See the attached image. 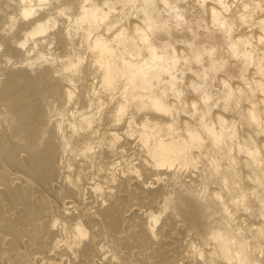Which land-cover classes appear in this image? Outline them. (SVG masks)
<instances>
[{
	"label": "bare ground",
	"instance_id": "bare-ground-1",
	"mask_svg": "<svg viewBox=\"0 0 264 264\" xmlns=\"http://www.w3.org/2000/svg\"><path fill=\"white\" fill-rule=\"evenodd\" d=\"M28 2L0 0V264H192L187 255L190 244L218 231L223 236L218 212L228 218L237 208L235 225L246 230V239L259 240L264 235V136L254 135L246 124L253 117L264 120L258 115L264 105L252 107L264 101L260 27L237 23L239 31H232L230 46L224 29L214 27L213 13H219V25L236 9L225 13L209 0L204 16L209 31L191 58L200 56L201 71L211 70L218 81L242 74L243 79L231 80L229 87L248 95L239 108L234 95L228 112L222 101L199 123L201 117L190 114L199 109L180 111V105L165 115L174 100L144 98L141 77L152 74L148 61L159 53L152 46L147 55L141 53L145 62L125 57L117 64L118 52L128 46V37L120 36L118 28L108 33L101 27L96 35L103 38L89 41L92 60L75 87L62 77L54 78L51 67L30 70L25 51L17 45L45 14L36 21H22ZM91 2L99 7L107 0ZM139 25L129 17L123 26L134 30ZM82 37L80 33L74 40L68 38L61 26L33 43L43 50L46 45L39 41L51 43L55 38L53 55L76 73L80 70L70 58ZM142 42L152 45L147 37ZM176 51L186 49L177 45ZM225 60L223 71H216ZM125 63L127 74L119 66ZM193 82L196 77L188 73L185 83ZM197 100L198 94L188 89L184 104ZM230 136L234 139L228 140ZM225 144L231 145L230 151ZM150 150L176 165L164 172L166 177L174 174L184 186H205L211 197H218L213 202L199 192L181 196L156 229L158 239L148 232L146 213L162 212L171 202L166 184L151 190L144 186L143 178L152 171L145 163ZM180 165L184 171L177 170ZM53 221L55 230L50 227ZM81 232L87 239H76ZM56 240L68 244L54 251Z\"/></svg>",
	"mask_w": 264,
	"mask_h": 264
},
{
	"label": "clouds",
	"instance_id": "clouds-1",
	"mask_svg": "<svg viewBox=\"0 0 264 264\" xmlns=\"http://www.w3.org/2000/svg\"><path fill=\"white\" fill-rule=\"evenodd\" d=\"M208 3L209 0H107L98 7L91 0H29L25 5L26 10L20 14V19L27 23L36 21L42 13L45 14V17L40 22H35L34 27L24 33V38L17 46L25 51V56L28 58L26 66L30 70L42 69L45 66L51 67L54 69L52 72L54 78L62 77L75 87L77 78L84 74L86 65H89L92 60L90 54L94 49L89 41L94 36L97 40L103 38L96 35L100 32L101 27H106L108 33L118 28L120 36L128 37V46L118 52L117 64L125 57H131V62L137 64L145 62L141 53L147 55L152 46H155V51L159 53L156 60L148 61L152 74L141 77L144 83L140 86V93L144 98L159 97L162 100H174L176 103L172 105L170 111L165 112V115H171V111L180 105H183L180 111H183L184 107L199 109V112L190 114L193 119L199 115L201 117L199 123H202L204 118L210 117L212 109L219 107L222 101L225 105L224 112H228L227 103L233 99L234 95L237 108L240 107L241 99L248 95L240 88L233 92V89L229 87L231 80L243 79L242 74L239 76L226 75L225 80L218 81L215 73L210 74L211 70L201 71L204 62L200 56L191 58V51L198 41L205 39V34L209 31L208 25L204 22ZM213 3L219 4L225 13L236 9L231 17L219 25L215 24V17L219 16V13H213L214 27L224 29L225 38L230 46L232 31H239L237 23H240L241 26L248 24L251 27H260L264 32V0H244V2L231 5L225 3L224 0H213ZM81 11H83V15L80 14ZM257 16H259L258 23H253V18ZM129 17L140 21V25L134 30L123 26ZM61 26L65 28V35L72 40L77 34L83 33L82 43L70 58L73 67L79 69V72L73 73L66 70L65 61L53 55L55 38H52L51 43L46 39L39 41L40 45H46L43 50L33 43L37 37H47L49 33H54ZM142 37L150 39L152 45L146 47L142 42ZM237 43L244 42L237 41ZM261 44H264V40H261ZM177 45H183L186 51L178 53ZM260 56L264 61V52H261ZM67 59L65 58V60ZM226 64L227 61H223L222 67L216 71H223V65ZM193 65L199 67L194 68ZM119 66L127 74L129 64L125 63ZM91 67L94 68L95 64H91ZM188 73L196 77V82L185 83ZM188 89L198 94V100L185 105L184 97L187 95ZM248 102L251 100L249 99ZM257 104L264 105V101L253 103L254 110L257 108ZM258 115L264 117V107L260 109ZM246 126L253 130L254 135L264 136V120L253 117ZM257 128L259 131H256ZM227 139L232 140L234 136L227 137ZM252 147L255 146L252 145ZM224 148L230 151L231 145L225 144ZM147 155L149 160H146L145 163L149 164L152 171L143 178L145 188L151 190L154 187L159 188L162 183L166 184V199L171 202L170 206L162 212L146 213L148 232L152 234L153 239H158L155 235L156 229L160 226L164 216L172 210V205L179 202L181 196H194L199 192L202 196H208L209 200L213 202L218 201V197H211L205 186H201L199 189L184 186L174 174L166 177L164 172L176 168V165L161 159L151 150ZM177 170L184 171L185 168L180 165ZM231 203L237 204V201L232 200ZM217 207L219 206L217 205ZM238 210V208L234 209L232 216L228 218H225L222 212H218L221 221L217 227L222 230L223 236L218 231L201 238L197 243L190 244V251L187 255L192 264H225V262L226 264H264V235L259 240L255 236L246 239L244 235L246 230L235 225L234 216ZM50 227L55 230L57 222L53 221ZM76 239H87V233L81 232ZM67 244V241L56 240L53 250H59ZM73 259L78 261V255L74 253Z\"/></svg>",
	"mask_w": 264,
	"mask_h": 264
}]
</instances>
